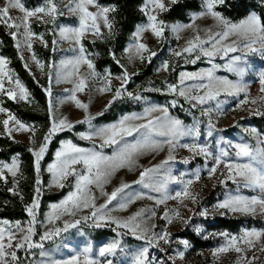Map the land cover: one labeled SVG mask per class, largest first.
Returning <instances> with one entry per match:
<instances>
[{"label":"rangeland","instance_id":"374dc122","mask_svg":"<svg viewBox=\"0 0 264 264\" xmlns=\"http://www.w3.org/2000/svg\"><path fill=\"white\" fill-rule=\"evenodd\" d=\"M183 1L187 0H178L177 3ZM199 1L203 2V0ZM3 3L4 0H0V6H3ZM22 3H24L26 8L33 9L37 6H41L43 0H22ZM66 3H68V0H64V4ZM165 3L169 9L175 5L171 4L169 0H165ZM64 4L60 5L61 10H64ZM90 10L95 11V9ZM201 12L190 14L189 22L177 21L172 23L164 21L163 15L166 12H158V19L163 20L165 24L168 25L164 31L163 37L157 39L150 31L143 34L140 42L148 46L149 52L142 53L144 59L141 60L139 57L135 56V49L131 52L128 51L136 42L134 35L137 30L136 28L130 35L123 52H116L112 49L110 53V58L115 61L119 70L106 67L103 71H99L96 66V61L99 59L96 44L104 43L112 39L115 24L113 25L111 35H109L108 30L103 27L101 28V31L104 33L102 38L95 37L91 34L86 35L82 39L85 55L92 61L95 66V72L98 74L96 77L88 78L87 87L84 92L76 93L79 100L89 105L87 114L83 110L78 109L73 102L68 100L71 90H73L75 86L73 81L78 83L79 77L88 76L89 69L87 65L80 66L78 76L69 77L67 80L65 79L68 73L73 71L72 64L68 62L74 61L80 55L79 49L81 45L76 44L71 39H64L60 34L61 28L77 26V17L65 11V14L58 16L54 23L50 21L47 24L39 23L35 18H32L30 21L31 28L36 36L31 40L32 48L30 50L26 47L23 29L20 30L17 40L13 39L20 58L23 57L21 60L24 66L27 64L25 68L29 75L43 88L45 93V90L51 87V97L46 93L47 106L45 107L41 105L38 99L26 87L24 82L10 66V61L0 52V57L5 58L8 62L6 70L9 71L13 80L18 79L29 92V102H13L20 105L24 111H32L41 116L46 115L49 119V126L44 125V121L38 123L25 122L5 106V101L9 100L7 96L0 95V107L7 109L10 113L15 115L18 120L34 130L27 132L14 130L11 137H9L4 131L2 124V121L6 119L7 116L4 113H0L1 135L9 137L18 144L26 145L28 149L38 150L45 142L44 138L49 133L53 119L58 121L66 117L67 120L74 125L71 130L65 129L58 131L50 137L47 150L40 161V171L37 173V180H39L40 183L37 184L36 181L34 190L35 198L37 197L36 189H40L39 208L36 209L35 234L33 235L34 242H40V235L46 228L52 227L47 224V214L51 211L50 206L60 203L66 198L69 192L75 190L74 185L76 179L72 176H69L63 181V188L54 185L53 174L48 171V168L50 165L57 162L55 153L61 149L63 144L69 141L78 147L93 149L94 145H99L102 141L99 138L91 140L82 139L80 134L83 133L87 135L91 131L109 126L118 122L125 115L144 116L146 109L151 107H167L170 117L180 119L188 128H191L193 124H197L200 129V136L198 139L193 140L191 137L186 136L179 141L180 145L197 143L201 146H206L213 154V157L219 155L221 149H225L228 152V156L224 157V160L230 163L247 162L246 158L238 159L236 157V149L234 147L236 144L246 143L253 150L264 149V102L261 101V97L264 94L260 92V77L261 74L264 73V56H261L259 53L249 52V50L243 46V41H240L239 50L236 52H230L226 56L221 52L217 53L212 58L200 54V59L196 60L195 64L191 63V61L196 59V55L199 54L198 52L192 54L183 53L181 56L175 55L176 52L181 51L186 46L187 41L193 38L197 30H199V34L203 39H207L204 32L205 29L211 28L213 32L222 30L220 27L215 26V21L210 17L194 19V17ZM111 14L112 12L109 13L110 19H112ZM252 14H256L259 17L258 13H251L250 15ZM11 15L17 17L21 14L18 10H13ZM45 19L48 18L46 17ZM240 21L230 22L239 23ZM146 23L147 18L146 22L140 25ZM189 24L193 26L191 28H184L182 31H173V27H182ZM4 28L9 34L11 31H15V29H9L6 26H4ZM39 36H42V40L37 38ZM233 40H239V38L233 36L223 43L230 44ZM17 43H19V48H17ZM204 47L209 48L210 45H204ZM256 47H259V45H256ZM150 52H154L156 55L149 61L148 56ZM33 55H35L36 60L44 64L43 70H41L32 59ZM236 56L242 57V60L238 64L239 67L244 69L242 75L227 71L225 67L232 61V58ZM117 61L119 63H117ZM165 63L168 64L167 71L163 69ZM213 65L218 66L214 70V75L216 77L239 83L246 88V92H240L237 95L221 94L216 100L209 101L204 105L192 107L194 101L188 102L183 97H180L178 92L173 93L169 90L170 85L176 86L179 90L180 88L207 83V80L198 79L186 80L185 83L181 85L180 74L205 73L209 69H212ZM125 71H127L129 79L126 84L122 85V81L118 79V77H122ZM108 73L111 74V90L101 93L99 89L105 87L107 83L102 78ZM5 87H14V85H9L5 82ZM117 89H120L121 96L115 99L111 106L105 111V107L108 105L109 101L113 100ZM192 94L203 95V90L194 91ZM136 97H140V99H136ZM253 99L257 101L256 104L250 103ZM245 100L249 102L243 103ZM172 101H176L175 107L172 106ZM217 103H219V107H217ZM209 108H211L212 111L208 115H204L202 109L207 110ZM255 110H258L262 114H253ZM100 113L103 114L100 115ZM113 114L116 116L114 119L101 122L102 116H113ZM86 115L93 117L91 120V127L88 123H79V121L85 120ZM162 115L163 113L161 112H153L151 116L147 118L152 119ZM209 119H211L212 124L215 126L211 137L207 135L209 131ZM134 123H146V119L136 120ZM10 126L15 127L13 125ZM251 129L256 130V135L251 133ZM63 133L67 134V136L59 141L57 148L53 152L51 161L46 164L43 172L42 165L49 154L52 142ZM139 138V134H134L133 137H127V140L129 142H135ZM155 139L163 138L155 137ZM96 150L99 151L100 149L97 148ZM102 151L104 155L111 156L115 148L105 147ZM168 155L167 145H164L162 151H146L144 154L138 155L135 158V165L131 171L128 168L118 170L111 177L110 182L104 186V190L110 193L116 187L120 186L121 183L131 185V187L126 189L124 193H121L120 196L112 201V203L108 205V208L104 210L108 215L123 221L134 213L144 209L145 214L143 217L139 218L138 222L141 224V229H150V231L147 232V237L152 239L153 243H157L155 238L156 235L164 232L169 234L168 243L159 240L156 247H149L148 255L150 264H249V262H251V264H264V251H261V249L264 248V210H261L260 207L257 206L255 213H243L232 212L217 207L218 204L222 203L229 196L264 200V190L259 188H246L243 186L244 181L238 177L235 182L228 179L227 171L223 164H221L217 172L210 177L209 169L214 165V159L212 157L206 158L203 155H194L187 148L180 146H177L172 152L174 159L168 161V163L163 166L160 173L153 176L154 182L160 183L166 181L165 191H153L150 188H145L142 185L134 183V181L139 179V174L144 168L160 165L163 161L167 160ZM14 158L19 165L16 176L13 177L10 173L5 171L7 182L0 180V185H6L12 193H16L20 185L21 157L20 155H15L8 162L0 161V164H11ZM185 160H188V163H184ZM257 166L259 167V164H257ZM76 168L77 170H81L82 165H77ZM197 171L199 172L198 181L196 180ZM188 180L193 181L192 185L189 187V191L195 196V202H193L191 198L180 197L177 199H167L164 203H157V201L163 199L165 195L175 197L177 192H182ZM221 181H224V183H221ZM64 188H67V194L58 202L49 203L45 211L42 212V197L58 193ZM92 192L97 197L95 201L97 206L105 203L106 198L100 196L98 189L94 186L92 187ZM137 193H144L146 196H151L152 199H137L135 202L129 203L126 210H121L119 208L121 202H126L127 198L133 197ZM31 204L32 202L28 206ZM91 211L92 209H84L78 211L75 217L63 216L56 222L55 226L62 228L65 220L74 221L83 216H89ZM166 212L168 218L172 221L171 223L163 218ZM176 212H179V217L175 215ZM203 212H206V215H201ZM152 213H155V215H152ZM219 219L235 220L239 222V225L234 230L226 229L219 225ZM3 220L5 219L0 218V221ZM29 220L30 217L27 214L24 220L18 221L26 228ZM9 222L14 224L16 221ZM95 225V218L87 221L82 220L80 225L70 229L67 233H61V236L55 241L44 242L43 249L33 248L30 250H19L17 252L19 264H42V261L46 262L49 258L57 260L68 259L81 251L88 244L92 246L93 257L100 259L103 264L104 258L98 256V249L113 240H120L121 248L123 249L122 252L118 251L116 256L110 257V259L113 260V264H131L133 255L141 248L148 246L144 240H137L128 229L117 228L113 223L102 221L100 227H96ZM197 228L201 229V231L197 232ZM103 229L110 231L112 233L111 236L103 239H96L95 235L97 231ZM245 231L261 233V238L255 241L254 246L250 247L248 244L239 240V238L244 235ZM189 233L195 235L204 242H208V246L198 247L190 242L184 236ZM225 233L227 234V238L224 235ZM231 237H236L238 239L239 247H241L243 251L237 253L234 249H230L225 253L214 255L219 248L228 244V240ZM185 241L187 242V247H185L183 243ZM41 251L49 253V256L41 257ZM179 253H183L182 258Z\"/></svg>","mask_w":264,"mask_h":264},{"label":"snow or ice","instance_id":"6c2138e0","mask_svg":"<svg viewBox=\"0 0 264 264\" xmlns=\"http://www.w3.org/2000/svg\"><path fill=\"white\" fill-rule=\"evenodd\" d=\"M171 4H176L178 0H169ZM225 0H203L204 11L197 14L194 19H200L204 17H210L215 21V26L220 27L221 31L213 32L211 28L205 29L204 32L207 39H203L199 30L193 38L189 39L186 46L179 52H176V56H181L183 53L192 54L198 52L196 59L192 60L191 63L195 64L196 60L200 59V54L205 57L212 58L217 53H223L225 56L230 52H236L239 50V43L243 41V46L251 53H259L264 56V24L261 23L260 18L256 14L248 16L246 19L241 20L239 23H232L225 18L222 13L216 11L217 6L223 5ZM64 4V0H43L41 6H37L33 9L26 8L22 0H4L3 6H0V24L6 26L9 29H15L11 31L10 35L14 40H17L20 30L23 29V35L26 39V47L30 50L32 48L31 40L36 34L31 28V19L35 18L39 23L47 24L50 21L55 22L58 16L65 14V11L75 17H77L78 24L75 27H64L60 29V34L64 39H71L76 44H80L79 49L80 55L74 60L68 63L72 64L73 71L68 73L65 79H69L72 76H78L81 65H87L89 69L88 76L79 77L78 83L75 84L74 89L71 90V94L68 100L73 102L78 109L83 110L86 114L88 112L89 105L83 103L76 96L77 92H84L87 87L89 77H96L98 74L95 72V66L90 59L85 55V49L82 45V39L86 35H93L98 38H102L104 33L101 28L108 30V34H112L114 20L110 19L109 13L115 12V6L107 7L102 6L98 3V0H68V3L64 4V10H61L60 5ZM90 9H95L92 11ZM18 10L21 14L17 17H13L11 12ZM141 11L147 18V23L138 25L135 32L136 42L132 45L128 51L135 49V56L141 60L144 59L142 53L149 52L148 46L141 41V38L145 32H151V34L157 39H161L164 35L165 29L168 25L163 20L158 19V12L163 13L169 11L165 0H145L144 6ZM48 19H45V18ZM193 25H185L182 27H173V31H182L184 28H191ZM238 37L239 40H233L230 44H224L223 42L228 40L230 37ZM42 40V36L37 37ZM204 45H210L209 48ZM219 45V47H218ZM259 45V47H256ZM46 46V45H45ZM19 48V43H17ZM156 53L150 52L148 59L149 61ZM114 58V57H113ZM23 59V57H21ZM32 59L40 67L44 69V64L39 60H36L35 55ZM242 60V57L236 56L232 58V61L226 65V70L234 72L237 75H242L244 69L239 67L238 64ZM7 60L0 57V95H6L9 100L12 101H25L29 102V92L20 83L18 79L13 80L9 71L6 70ZM117 63H119L117 61ZM27 67V64H25ZM217 65H213L212 69H209L205 73H181L180 83L183 85L186 80H207V83L193 85L187 88L177 89L176 86L170 85L169 90L173 93H177L180 97H183L188 102H193L192 107L197 105H204L209 101L216 100L221 94L237 95L240 92H246V88L239 83H234L227 79L218 78L214 75V70ZM163 69L167 71L168 64L163 65ZM111 74H106L102 79L105 80L106 86L101 87L99 92L104 93L105 91L111 90ZM121 79L122 85L126 84L129 75L127 71L123 73ZM5 82L14 87H5ZM260 92L264 94V73L260 77ZM203 90V95H194V91ZM47 95L51 97V87L45 90ZM131 95V94H129ZM121 96L120 89L115 91L112 101H109L105 107V111L115 99ZM140 99V97H136ZM261 101L264 102V95L261 97ZM245 100L243 103H248ZM172 106H176V101H172ZM250 103L256 104L255 99L251 100ZM219 107V103H217ZM212 111L211 108L203 110L204 115H208ZM153 112H161L162 116H157L152 119H148ZM0 113H4L7 118L2 121L4 131L11 137L12 132L15 131H34L29 126L18 120L15 115L10 113L7 109L0 107ZM103 113H100L102 115ZM255 115H261L258 110H255ZM93 117L88 115L85 116V120L79 121V123H88L91 127V120ZM146 119V123H134L136 120ZM13 125L15 127H12ZM74 125L67 120V118H61L58 121L53 119L52 126L47 136H45V142L39 147L38 150L29 149L35 157V170L37 173L40 171V161L42 160L46 150L50 137L58 131L71 130ZM209 131L207 135L211 137L215 126L209 119ZM253 135H256V130H250ZM134 134H139V139L135 142H129L127 137H133ZM82 139H94L99 138L102 143L94 145L93 149H84L76 146L71 141L63 144L61 149L55 153L56 163L50 165L48 171L53 174V183L55 186L63 188V181L69 176L75 177V190L68 193L65 199L58 204H52L51 211L47 214V224L51 225V228L46 230L40 235V242L33 241V235L35 234L36 224V209L39 208V192L37 188V197L32 201V204L26 208V212L30 217L28 226L25 228L20 221H16L14 224L7 220L0 221V264H19V258L17 252L21 249L30 250L33 248H44V242L55 241L61 236V233H67L70 229L76 228L81 224V221H87L95 218L96 227L101 226V222H110L117 226V228H125L137 239L144 240L147 247H143L138 250L132 257L131 264H150L149 261V247H156L159 240H163L165 243L169 242V234L164 232L156 235L157 243H153L152 239L147 237V232L150 229H141L139 218L143 217L145 210L134 213L126 220H118L108 215L104 210L108 208V205L112 201L116 200L121 193H124L126 189L131 187L130 184L121 183L120 186L116 187L110 193L104 190L105 184L109 183L111 177L120 169L128 168L130 171L135 165V158L138 155L144 154L146 151L158 152L162 151L164 145L168 146V158L163 161L160 165H156L150 168H144L140 174L139 179L134 181L135 184L142 185L145 188H150L153 191L161 192L165 191V182H154L153 176L160 173L161 169L168 161L173 160L174 157L172 152L177 146L185 147L194 155H203L206 158L212 157L214 159V165L209 169V176L211 177L217 172V169L221 164L227 171V178L236 181V178H240L244 181V187L246 188H259L264 190V149L253 150L248 144L241 143L234 145L236 152L235 155L238 159L246 158V163H230L224 160V157L228 156V152L225 149H221L219 155L214 156L208 150L206 146H201L197 143L183 144L180 145L179 141L189 136L193 140L198 139L200 136V129L197 124H193L191 128H188L178 118H172L169 116L167 107H151L146 109L144 116L125 115L118 122L113 123L109 126L96 129L95 131L89 132L87 135L81 133ZM155 137H161L163 139H155ZM114 147L115 151L113 155L107 156L103 154V148ZM100 150L97 151L96 149ZM184 163H188L185 160ZM259 164V167L257 166ZM82 165L81 170H77L76 166ZM19 165L17 160L14 158L11 164H0V180L7 182L5 171L10 173L13 177L16 176ZM196 180H199V172L196 173ZM40 181L37 180V184ZM193 181L188 180L185 184L182 192H177L175 197H169L165 195L163 199L158 200L157 203H164L167 199H177L180 197L191 198L195 202V196L189 191V187ZM224 183V181H221ZM98 189L100 196L106 198L105 203L97 206L95 203L97 197L92 192V187ZM152 199L151 196H146L144 193H137L133 197L127 198L126 202H121L119 208L126 210L129 203L135 202L137 199ZM182 202V201H181ZM257 206L261 210H264V200H258L256 198L245 199L239 196H229L222 203L218 204L217 207L220 209L230 210L232 212H243V213H255ZM84 209H92L89 216H83L80 219L74 221L65 220L63 227H57L56 222L63 216L75 217L78 211ZM155 215V213H152ZM175 215L179 217V212ZM206 215V212L201 213ZM151 218V217H149ZM164 219L171 223V219L168 218L167 212L165 213ZM201 229L197 228V232ZM119 235V233H118ZM227 238V234H224ZM261 238V233L245 231L244 235L239 238L240 241L248 244L250 247L254 246L255 241ZM187 247V242H183ZM230 249H234L237 253H241L243 249L239 247V241L236 237H231L228 240V244L217 250L214 255L219 253H225ZM92 246L88 244L81 251L68 259L57 260L49 258L46 262L42 261V264H102V261L92 255ZM118 251H123L121 248L120 240H113L99 247L98 256L104 258L103 264H113V260L110 257L116 256ZM264 251V248L261 249ZM41 257H48L49 253L45 251L40 252ZM180 257H183V253H179ZM251 264V262H249Z\"/></svg>","mask_w":264,"mask_h":264},{"label":"trees","instance_id":"16d2710c","mask_svg":"<svg viewBox=\"0 0 264 264\" xmlns=\"http://www.w3.org/2000/svg\"><path fill=\"white\" fill-rule=\"evenodd\" d=\"M145 0H98L103 6H115L116 11L112 12L111 17L114 20L115 28L113 37L110 41L98 43L97 51L99 59L96 66L99 71H103L106 67L119 70L115 61L110 58L112 49L116 52H123L130 35L135 31L138 25L146 22V17L141 11ZM203 2L199 0H187L173 5L169 11L163 15V19L167 23L172 22H189L190 14L203 11ZM216 11L232 22H238L247 18L251 13H258L261 23L264 24V0H225L223 5L217 6ZM0 52L10 61V66L14 69L18 77L24 82L26 87L33 93L43 107L47 106L46 93L34 79L29 75L23 61L19 56V52L15 47L12 36L0 24ZM5 106L12 112L17 114L23 121L28 123H38L44 121V125H48V117L41 116L32 111H24L20 105L13 101H5ZM104 115L101 122H107L116 116ZM67 134L59 135L51 144V148L47 158L42 165L44 172L45 166L52 159L54 150L57 148L61 139ZM21 157V180L16 193H12L6 185H0V218L9 221L24 220L27 217L26 207L33 201L35 196V184L37 181V172L35 170V159L26 145L18 144L9 137L0 134V161H10L13 156ZM67 188L62 189L58 193L45 195L41 200V210L45 211L49 203H55L61 200L66 194ZM219 225L226 229H235L239 222L235 220L219 219ZM111 232L103 229L97 231L95 238L103 239L111 236ZM190 242L198 247L208 246V242L198 239L193 234L184 235Z\"/></svg>","mask_w":264,"mask_h":264}]
</instances>
